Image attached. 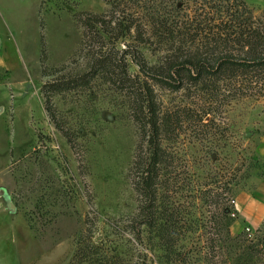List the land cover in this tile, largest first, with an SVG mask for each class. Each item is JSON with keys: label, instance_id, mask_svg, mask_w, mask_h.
<instances>
[{"label": "rangeland", "instance_id": "374dc122", "mask_svg": "<svg viewBox=\"0 0 264 264\" xmlns=\"http://www.w3.org/2000/svg\"><path fill=\"white\" fill-rule=\"evenodd\" d=\"M245 1L264 28V0ZM107 9L103 0H0V264H68L86 229L96 246L115 248L125 263L158 264L160 251L134 245L128 227L137 212L130 169L138 131L126 98L99 80L55 97L77 137L74 149L44 110V82L86 69L73 16ZM41 36L45 66L61 70L53 78L41 77ZM124 49L114 48L121 62ZM144 53L151 65L165 55ZM129 73L147 80L135 66ZM189 87L154 86L162 115L181 124L163 135V145L175 157L178 190L189 188L180 194L182 210L205 225L179 243L185 264H264V249H248L263 232L246 229L239 215L229 229L233 240L244 234L238 241L227 240L221 226L207 228L228 204L225 188L252 196L256 177L264 179L257 157L264 146V70L222 80L212 93ZM234 206L238 211L236 200Z\"/></svg>", "mask_w": 264, "mask_h": 264}, {"label": "trees", "instance_id": "16d2710c", "mask_svg": "<svg viewBox=\"0 0 264 264\" xmlns=\"http://www.w3.org/2000/svg\"><path fill=\"white\" fill-rule=\"evenodd\" d=\"M103 1L108 7L106 12H81L73 16L82 30L78 52L85 50L87 59L82 73L53 78L61 70L45 66L41 36V77L53 78L41 87L44 110L54 128L74 149L77 137L55 107V97L86 91L99 80L126 98L130 118L138 131L130 169L137 196V212L128 225L134 234L133 244L149 252L160 251L158 264H185L187 254L180 252L179 243L187 233L205 229V225L189 219L182 210L180 194L189 188L178 190L181 185L173 169L175 157L163 145V135L174 132L181 124L179 119L162 115L154 86L177 91L186 84L195 92L212 93L214 84L222 80L263 71L264 28L255 21L245 0ZM121 43L125 45L123 57H128L124 62L114 53ZM144 52L165 55L161 62L157 60V65H151ZM131 66L137 67L147 80L140 76L133 78L129 73ZM232 189L225 188L228 204L220 218L210 221L207 228L211 230L215 225L219 231L221 226L227 240L238 241L244 234L233 240L229 231L238 216ZM207 193L212 194L213 190ZM261 231L263 239L248 248L254 253L264 249V229L255 233ZM117 253L115 248L96 246L91 230L86 229V234L76 241L68 264H141L138 258L125 263Z\"/></svg>", "mask_w": 264, "mask_h": 264}, {"label": "crops", "instance_id": "0c3cea01", "mask_svg": "<svg viewBox=\"0 0 264 264\" xmlns=\"http://www.w3.org/2000/svg\"><path fill=\"white\" fill-rule=\"evenodd\" d=\"M257 157L264 161V146L257 149ZM257 179V190L251 196L239 195L235 197L238 215L246 229L254 231L264 229V179Z\"/></svg>", "mask_w": 264, "mask_h": 264}]
</instances>
